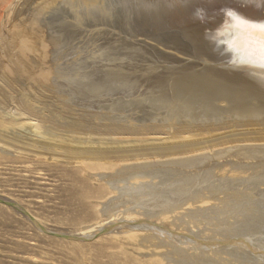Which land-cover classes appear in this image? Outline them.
<instances>
[{
  "label": "rangeland",
  "instance_id": "374dc122",
  "mask_svg": "<svg viewBox=\"0 0 264 264\" xmlns=\"http://www.w3.org/2000/svg\"><path fill=\"white\" fill-rule=\"evenodd\" d=\"M135 1L0 0V198L19 206L46 230L0 203V264H151L153 259L168 264V247H158L160 239H148L152 232L140 226L149 221L179 233L180 228L172 226L176 225L173 216L169 222L160 215L148 218L142 208H133L134 200L123 195L122 189L150 185L156 194L164 196L173 187L170 183L191 180L197 174L203 175L201 172L209 175L215 185L225 178L247 180L251 174L264 177V111L246 114L222 110L210 117L201 111L203 115L183 117V102L192 98L188 88L193 84L188 78H202L208 72V63H201L195 55L201 37L193 34L195 27L178 19L171 22L170 18H179L172 17L177 9L160 11V15H167L163 23L156 12L145 11L144 4ZM248 1L231 0L228 6L219 3L211 11L219 15L234 7L261 11L259 3L251 7ZM202 7L192 15L207 25L213 17L206 19L204 14L209 8ZM262 100L259 98L257 103ZM214 106L221 108L219 101ZM21 122L26 124L21 126ZM189 135L190 141H182ZM199 135L212 143H228V147L196 157L204 161L191 166L175 164L190 158L158 161L152 157H142L145 161L141 163L118 162L108 171H89L85 166L87 161L103 163L114 157L116 161H108L117 164L126 159L104 152L142 150L146 145L159 148L164 146L159 145L161 142H170L175 136L180 143L195 144L200 142ZM236 140L243 146H232ZM40 141L51 148L58 143L62 149L49 150ZM237 166L241 169L234 170ZM137 167L152 175L137 183L128 180L112 184L114 189L107 183L108 176L120 171L126 178ZM255 184V190L264 192L263 181ZM204 185L198 192L210 202L203 207L216 205L219 202L215 199L224 198L218 190H206ZM254 185L243 184L240 190L250 195ZM107 186L113 194L105 201L88 199ZM141 198L148 199L149 205L155 204L151 197ZM110 200L112 205L116 203V215L127 205L139 210L131 211L132 218L111 217L106 221L109 224L94 234L81 236L78 229L92 225L97 217L93 204L101 206ZM137 221L139 228L134 226ZM226 259L217 258L221 264H226Z\"/></svg>",
  "mask_w": 264,
  "mask_h": 264
},
{
  "label": "bare ground",
  "instance_id": "6f19581e",
  "mask_svg": "<svg viewBox=\"0 0 264 264\" xmlns=\"http://www.w3.org/2000/svg\"><path fill=\"white\" fill-rule=\"evenodd\" d=\"M137 1L144 4V6L146 7L145 11L149 9L151 12H154V13L156 12L158 15V18H161L163 23L166 20L167 15L166 14L160 15L159 12L166 11L165 10L166 8L167 9L168 8L177 9L176 11H173L172 17L173 16L176 17L177 15H179V18L178 17L170 18L171 22L173 23L174 21L178 19L179 22L191 25L193 26V28L194 27L196 28L193 34L195 36L200 35L201 37L198 42L199 44H197L195 48V52H196L195 55L197 56L196 58L199 59V61L201 60V63L202 62L208 63V66H206L205 68V70H207L208 72L205 73L206 76L205 77L203 76L202 78L198 77L195 80L188 78V80H191L193 84V87H192L190 85L191 82H189V85L191 87L188 88L189 91H191L192 93L191 95L192 98L188 100L186 99L187 101L183 102L185 105L184 109L187 111V113L185 112V110L181 112V113H184V114H181L183 115V117H188L192 113L193 114L195 113V117L202 113L203 114L205 113L208 115V116L206 115L207 117H210L212 114H216L222 110L223 111L228 110L230 112L241 110L243 111V113H246V114L249 112L264 111V66H262V64H264V61H262L261 54H260L261 44L264 43V34L260 32L258 27L246 28L243 26H238L237 22L233 20L232 18H230L229 16H227V14L219 15L217 13L212 12L214 9H216V6L219 3L220 4L222 3L225 6H228L231 3V0H218L216 1V3H214L215 0L214 1H211V0H137ZM240 2L246 3L247 0H237V3H240ZM257 3H259V6L261 5V11L259 12L258 11L254 12L247 8H240V7H234L232 9L230 8V10L233 11L242 20L247 21L248 24L258 26V25L264 24V0H258V1L255 0V3L253 4H252V0H250L248 1L247 4L252 7V6H257ZM202 6H206L207 9L209 8L208 10L205 9L206 7L204 8L206 10V11L204 10L205 11L204 17L206 19H210L211 17H213L212 22L211 23L209 22L210 24L209 23L207 25L201 24V23H204L205 21L203 22L200 17L194 18V16L192 15L194 14L193 12H196L195 14H197V10L198 9L200 10L201 8H203ZM141 7L143 8V6ZM154 13L152 14L155 15ZM200 21L202 22L199 23ZM159 22H161L160 19H159ZM190 31H193V29L192 30L190 29ZM202 52H205V55L198 54ZM185 84H188V82H186ZM178 88L181 89L180 91H182V88L180 87ZM185 92H188V91H185ZM197 92L201 94L197 95L198 94ZM188 94L190 95V92ZM259 98L263 99L261 102L262 104L259 103L261 105L257 103L259 102L258 101ZM250 99L254 101V102H251V104H249ZM217 101H219L221 105V108L218 110L214 106L215 102ZM223 102H226V103H223ZM179 119H181V117H179ZM25 124L26 123L24 122L20 123L21 126ZM200 136L202 135H199V137ZM191 138H192L191 135L187 137L183 136L182 141H184L185 139L190 141ZM196 138L198 139V135ZM206 138L207 137H200V140H199L200 142L195 143V144H192V143L183 144V143H180L181 141L179 142L176 141L177 139L179 140V138L175 136V138L174 137L172 138L173 141L171 140L169 142L168 140V142H165L164 144H162L161 142V144L159 145H164V146L163 147L161 146L159 148L151 147L153 145H150V146L146 145V146H143L146 148H143L142 150L135 149L134 151L133 150L132 151L123 150V151L116 152L117 151L116 150L115 152H110V153L104 152V154H110V156L112 154L118 155V156L120 155L119 159H125V158L126 159L125 160L118 159L119 161L116 162L117 164L112 162V161L117 160V159L115 160L114 157L108 158V160L110 159L112 160L111 162L106 160L107 162H103V163H100V162L99 163H91V162L88 163L87 161V164H85V166L89 171H108V170L114 169L115 166L119 164L118 162L120 163L125 162V164L128 162H133V163L140 162L141 163V161H145L143 160V158L145 157H150V158L152 157L154 158V160L157 158H165V160L166 159L178 160V159L190 158L185 161L182 160V161L176 162L175 164H178V165L187 164L188 166L189 165L191 166V164H194V163L201 164L204 161V159L196 158V157H200L209 151L212 152L214 151L215 148H219L221 146L226 147L228 144L227 143L226 145L225 144L221 145L220 143H212L213 140L209 138L206 139ZM41 141H40L41 146L48 147L49 150L62 149V146L60 148L58 143L51 145L52 146L51 148L50 145L41 143ZM192 142L194 143V141ZM47 143H50V141ZM230 145H232V143ZM237 145L243 146L242 143L240 142L237 143V140H236V145L234 143L232 146H237ZM63 147H66V146H63ZM128 147L130 146L128 145ZM128 147L126 146V148ZM69 149H71V146ZM192 159H195V160L192 161ZM146 160H150V159H146ZM165 160H162V161H165ZM233 169L238 170L241 168L237 166L236 168L233 167ZM199 170H201V168ZM195 172H197V170H195L194 173ZM201 173H203V175L197 174L196 176H193L191 180L186 179L180 182H176L175 183L176 185H173L174 183L173 184L170 183V185H172L173 187L172 188L170 187L171 189H169V191L167 188V190L165 191H168V192L167 193L164 192L165 193L164 196L156 194L155 189H152L150 185H146V184H145L146 186L140 185V186H135V187L133 186L134 184L133 185L131 184L133 187L127 186L126 188L122 189L123 193L122 192L121 193L123 195L124 194L130 195L132 197L131 200L132 201L134 200V202L131 201L133 203V208L134 207L142 208L144 210V213L143 212L142 213L150 219L160 215V216H163V218L159 217V221H160V218H162L163 221L167 220L169 222L168 219H171V216H173L174 219H171V220H173V223L176 222V225L172 224V226L180 228L179 233L173 231L174 229L172 231L169 230L168 228H170V226L168 228L167 226L166 227L164 226L165 224L163 225L164 227L162 226V224H160L161 226H158V225L156 226V225H153L149 221L147 222L146 225L140 226L142 227V229H146V231L149 230L152 232V234L148 237V239H152V240L154 238L160 239L158 243V247H168V249L170 250L166 252V254L169 255L168 256L169 258L166 257V259L168 260V262L166 263L168 264L170 263L171 264H221L220 261L217 260L219 256L227 257V259L225 260L226 264L228 263L229 264H264V192L260 191V188H259V191L255 190V188L258 187L255 184V182L257 183L259 182L261 183L262 181L264 182V177L262 176L254 177V175L252 176L251 174L250 175L251 177L247 180L244 177H243L244 179H235V180H232V179L228 180L225 178V180L224 179L219 180L220 183L218 185L217 184L215 185L214 182H212V179L211 177H209V175H207L204 172H201ZM240 173L238 172L237 174L239 175ZM123 175L124 173H121L119 171L117 172L116 175L112 177L108 176L107 183L110 185L112 189H114L112 187V184H116V183L118 184L119 182L127 183L128 180L129 181L133 180L137 183L138 179L140 180V178L148 177L149 175H152V174L151 172H147L143 170V168L140 169L137 167V168H133L131 173H129V175L126 176V178ZM232 175H235V173ZM178 177L176 178L178 179ZM174 178L172 182L174 181ZM179 178H182V177H179ZM152 179L155 180L154 178ZM143 180L141 179V182ZM169 182H168V185H169ZM163 183L165 182H162V185L166 186V184H163ZM121 184L119 186H121ZM202 184L203 185L205 184L204 187L206 188V190H209V191L218 190L219 191L218 194H224V198L215 199L219 202L216 205H214L213 203V205L210 207H203L207 205L210 201H209V198L203 196L202 194H199L198 192V189L200 188ZM243 184H246L249 186L255 184L254 187L251 188L252 191L250 192L252 193L250 195H244L242 193V190H240V187L243 186ZM110 189L107 186L106 189L96 192L94 194H91L88 197V199H94L97 202L102 201V200L105 201V199L109 195L113 194V192ZM145 196H148L154 199L155 204L153 205L152 203L151 205H149L147 202L148 199L141 198ZM112 201L113 200H110L106 202L105 204L101 203L102 208L100 210H98L100 206L99 204H95V205L93 204L94 212L96 213L97 217L95 216L96 218L92 225L78 229L79 232L81 233L80 234L81 236L85 237L88 234L89 235L94 234L96 231H98L100 227L103 228L102 226L108 225L109 223H106V221L110 219L111 217H114V219L116 220L121 215H122L121 216L122 218L124 216L125 218L126 217L132 218L133 215L131 211H134L135 209L133 208L129 209L127 205L126 206L127 209H125L124 212H120V215H116V212H114V210L116 209V203L113 202V204L115 205L114 206L111 203ZM0 203L5 205L2 202ZM132 203L128 202L130 206ZM196 205H199V206L196 207ZM5 206L12 212H15V213L19 212V213H23L27 215L30 218L29 221L33 225L37 226L38 228H41L42 231H46L45 227L36 218L25 213L19 206H17V209H15L14 205L12 206L5 205ZM185 207L187 208L185 209ZM137 210L139 209H136L135 212H137ZM147 217H146V221L148 220ZM138 221L140 220L138 219ZM134 226L135 228H139V222L138 224H136L135 222ZM200 227L202 229L197 230ZM193 230H197V232L195 231L193 232ZM180 232H183V233L185 232V234H182V233L180 234ZM70 235L72 234H69L68 236ZM136 237H139V236H136ZM190 251H192V253ZM188 252H190V255L186 254ZM152 263L160 264L161 260L153 259Z\"/></svg>",
  "mask_w": 264,
  "mask_h": 264
},
{
  "label": "snow or ice",
  "instance_id": "6c2138e0",
  "mask_svg": "<svg viewBox=\"0 0 264 264\" xmlns=\"http://www.w3.org/2000/svg\"><path fill=\"white\" fill-rule=\"evenodd\" d=\"M227 16H229L230 18H232L233 20H235L237 22L238 26H243L246 28H256L258 27L260 32L262 34H264V24L261 25H252V24H248L247 21L242 20L240 17H238L233 11L229 10L227 13ZM260 54H261V59L262 61H264V43L261 44V48H260ZM262 66H264V64H262Z\"/></svg>",
  "mask_w": 264,
  "mask_h": 264
},
{
  "label": "water",
  "instance_id": "95a60500",
  "mask_svg": "<svg viewBox=\"0 0 264 264\" xmlns=\"http://www.w3.org/2000/svg\"><path fill=\"white\" fill-rule=\"evenodd\" d=\"M0 202L4 203L5 205H9V206L14 205L12 202L5 200V199H1V198H0ZM14 207H15V209H17V206L14 205ZM23 215H25V214H23ZM25 217L30 220V218L27 215H25ZM50 235L52 236V234H50Z\"/></svg>",
  "mask_w": 264,
  "mask_h": 264
}]
</instances>
